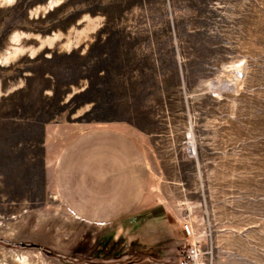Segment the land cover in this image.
Segmentation results:
<instances>
[{
    "label": "rangeland",
    "instance_id": "374dc122",
    "mask_svg": "<svg viewBox=\"0 0 264 264\" xmlns=\"http://www.w3.org/2000/svg\"><path fill=\"white\" fill-rule=\"evenodd\" d=\"M51 1L0 0V261L176 264L189 220L206 264H264V0ZM103 127L148 164L120 221L74 213L56 177Z\"/></svg>",
    "mask_w": 264,
    "mask_h": 264
},
{
    "label": "crops",
    "instance_id": "0c3cea01",
    "mask_svg": "<svg viewBox=\"0 0 264 264\" xmlns=\"http://www.w3.org/2000/svg\"><path fill=\"white\" fill-rule=\"evenodd\" d=\"M59 192L88 220L120 221L136 214L148 189V164L136 140L113 128L76 136L60 156Z\"/></svg>",
    "mask_w": 264,
    "mask_h": 264
},
{
    "label": "built area",
    "instance_id": "2783aa9c",
    "mask_svg": "<svg viewBox=\"0 0 264 264\" xmlns=\"http://www.w3.org/2000/svg\"><path fill=\"white\" fill-rule=\"evenodd\" d=\"M182 229L185 240L179 246L176 264H206V244L196 235L192 221H183Z\"/></svg>",
    "mask_w": 264,
    "mask_h": 264
},
{
    "label": "bare ground",
    "instance_id": "6f19581e",
    "mask_svg": "<svg viewBox=\"0 0 264 264\" xmlns=\"http://www.w3.org/2000/svg\"><path fill=\"white\" fill-rule=\"evenodd\" d=\"M2 1H5L6 3L9 2V1H12V2H13V0H2ZM63 1H64V0H52L51 3L49 2V4H50V5L57 6V5H59V4H60L61 2H63ZM47 4H48V3H47ZM54 6H53V7H54ZM53 7H51V8H53ZM47 9H48V8H46V10H47ZM70 45H71V39L67 40V41L64 43L63 47H64V48H67V47H69ZM19 50H20V48L17 47L16 50H15L14 52L11 51L10 54L7 55V56L5 57V59L9 60L10 58L16 56ZM20 51H21V50H20ZM2 252H3V251H2ZM10 253H11V252H10ZM10 253H9V254H10ZM12 256H13V259H15V260L17 261L18 264H32V260L28 258V255H27L26 253H21V252H20L19 254H13ZM4 257H5V256H4ZM6 257H7V256H6ZM6 259H7V258H6ZM0 264H5V263H4V261L2 260V261H0Z\"/></svg>",
    "mask_w": 264,
    "mask_h": 264
},
{
    "label": "trees",
    "instance_id": "16d2710c",
    "mask_svg": "<svg viewBox=\"0 0 264 264\" xmlns=\"http://www.w3.org/2000/svg\"><path fill=\"white\" fill-rule=\"evenodd\" d=\"M118 240H119V238H118Z\"/></svg>",
    "mask_w": 264,
    "mask_h": 264
}]
</instances>
